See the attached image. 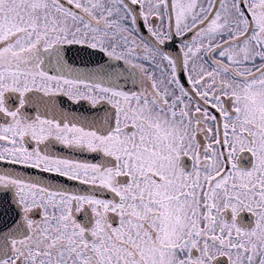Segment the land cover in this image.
<instances>
[{
    "label": "snow or ice",
    "instance_id": "1",
    "mask_svg": "<svg viewBox=\"0 0 264 264\" xmlns=\"http://www.w3.org/2000/svg\"><path fill=\"white\" fill-rule=\"evenodd\" d=\"M0 264H264V0H0Z\"/></svg>",
    "mask_w": 264,
    "mask_h": 264
},
{
    "label": "flooded vegetation",
    "instance_id": "2",
    "mask_svg": "<svg viewBox=\"0 0 264 264\" xmlns=\"http://www.w3.org/2000/svg\"><path fill=\"white\" fill-rule=\"evenodd\" d=\"M245 163H247V162L245 161ZM185 165L189 166L190 165V161L185 160Z\"/></svg>",
    "mask_w": 264,
    "mask_h": 264
}]
</instances>
